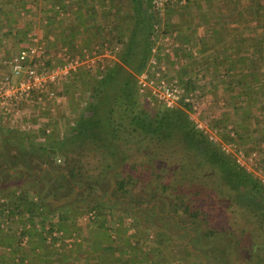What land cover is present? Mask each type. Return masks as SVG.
I'll return each mask as SVG.
<instances>
[{"label":"trees","instance_id":"obj_1","mask_svg":"<svg viewBox=\"0 0 264 264\" xmlns=\"http://www.w3.org/2000/svg\"><path fill=\"white\" fill-rule=\"evenodd\" d=\"M83 1L85 6L81 5L83 13L78 15V24L87 28L86 17H92L95 22L90 26V32L94 40L96 35L99 40L97 48L90 50L100 51L107 43L115 58L104 65V70L91 72L81 68L71 75L77 86H85L83 94H87L75 124L66 136L50 133L51 139L47 141L31 138L32 129L23 133L21 128L6 131L0 127V224L4 220L2 214H7V232L14 235L18 230L12 226L17 222L22 225L20 229L24 227L18 233L23 240L29 231H25V225L28 220L30 222V215L46 214L42 224L47 218L59 221L44 229L38 242H30L27 247L19 245L15 251L19 253L24 249L25 255L18 254L19 261L14 262L136 264L142 256L143 260L157 264L152 253L155 249L151 238L154 236L169 241V245L179 249L178 253L194 252L190 246L192 240L198 245L196 253L208 264L200 251L202 236L215 239L220 232L217 228L203 231L210 213L204 210L202 202L207 198L202 192L206 184L217 175L232 190L239 192V204L246 200L258 204L264 200V183L226 151L222 143L211 139L192 118L201 97L200 90L204 88L201 86L205 78L201 75L188 72L186 79L180 78L187 92L200 91L196 103L182 101L171 108L140 93L138 78L151 60L155 37L162 32L166 35L170 28L162 30L156 0ZM225 1L238 9L240 26L248 27V21L251 22L252 31L246 39L256 44L253 47L244 45L233 55L224 54L219 65H211L215 60L214 53L205 61V64L219 67L215 70L219 79L228 88L236 90L230 101L232 110L236 111V120H231L229 113H222L217 127L221 134L236 140L239 145L253 143L258 149V144L264 141V111H256L255 123L252 112L264 94V79L254 72L255 67L264 66V0ZM18 5L13 3L9 9L0 5V35L4 27H8L7 33H12L20 10ZM246 12L253 15L252 20ZM7 14L10 18L6 20L4 15ZM221 16L209 26L216 41L222 42L227 51L232 48L227 35L233 31L227 23L228 15ZM98 17H101V23L96 19ZM93 39H86V46L97 42ZM100 40L103 43H99ZM242 62L245 65H241ZM197 68L206 71L202 65ZM79 91L74 98L80 97ZM63 92L59 91V94ZM227 117L231 127L225 122L229 120ZM245 123L250 124L249 131ZM231 131L238 138L231 137ZM253 133H260V139L252 137ZM66 158L71 161L69 169L57 162V159ZM110 175L115 177L112 189ZM83 213H87L90 220L85 237L87 250L83 255L79 254L81 247L59 252L55 247L56 238L72 235L77 230V218ZM121 217H132L131 224H139L133 235L136 246L127 236V227L113 225L115 218ZM169 221L176 226L171 228ZM65 223L70 226L65 227ZM121 223L123 226L124 222ZM174 229L185 235L184 243L174 241L171 233ZM51 234L52 237L54 234V241L49 239ZM14 257H5L1 263L7 264Z\"/></svg>","mask_w":264,"mask_h":264},{"label":"rangeland","instance_id":"obj_2","mask_svg":"<svg viewBox=\"0 0 264 264\" xmlns=\"http://www.w3.org/2000/svg\"><path fill=\"white\" fill-rule=\"evenodd\" d=\"M14 0H0V5H5L6 9H9V6ZM21 1V0H19ZM170 1V0H169ZM17 3V0H15ZM173 2L170 1L169 4ZM192 4L188 5V12H190V17L193 20V23L195 24L193 27L195 35L191 39L194 41L193 46L196 48L197 53L201 54L200 51H202L203 48L200 47V39L203 34H210L212 32V28L208 26L207 22H203L200 24L198 23V18L200 19L201 16H212L217 15L218 18L222 17V14H227L230 21H227L230 28H232V31L230 35H227L228 43L231 45L237 44L239 48L243 47L244 45L246 47H253L256 42L252 41L250 39H246L247 35L252 31V25H250V21H248L247 25L248 27H243L238 24L239 16H238V9L233 7L232 3H226L225 0H193L190 1ZM31 4V5H30ZM30 4H27L28 6L22 7L20 6V20H16V22L13 24L14 33L16 32L17 35H14L9 32L8 27H4L0 35V68H3L6 64V62H9L13 55L23 46H25L29 40L26 38V32L27 30L25 27H28L29 25H33V31L32 37H37L35 35V30H44L42 27L44 26L43 22L39 20V17L42 16V10H43V0H35V2H31ZM34 5H38L37 7H33ZM22 7V8H21ZM158 7V6H157ZM32 9L33 11H30L29 13H33V15H36L37 18L32 22L29 20H26L27 16L24 14H21L22 11H25V9ZM160 16H161V26L162 30L164 31L165 28H168L167 21L170 20L176 21L177 19H174V15L168 16L169 14L166 13V11L169 9L166 5H163L161 8L158 7ZM180 11L184 10V7H178ZM171 11V10H170ZM247 11V10H245ZM167 14V15H166ZM250 15L248 12H246V16L248 17ZM18 16V17H19ZM168 17V18H167ZM4 18L7 20L10 18V15H4ZM249 19H253V15L249 16ZM248 19V20H249ZM18 21V22H17ZM169 22V21H168ZM215 23V22H214ZM253 23V22H252ZM28 24V25H27ZM203 24V26H202ZM198 25V26H197ZM197 26V27H196ZM37 28V29H36ZM234 28V29H233ZM12 29V28H11ZM12 29V32H13ZM170 29V28H169ZM171 30V29H170ZM168 30L169 32H174L175 30ZM198 32V36H197ZM35 35V36H34ZM39 40V39H38ZM244 40V41H243ZM247 40V41H246ZM213 41H216V38L213 37ZM243 41V43L241 42ZM46 42V41H45ZM33 43H37V41L33 40ZM98 42H94L93 45L91 44L90 47L87 46L88 50L92 48H97ZM168 45L170 41L167 42ZM159 44V43H158ZM41 45L46 49V44ZM104 46L100 48V55L103 56L104 65H108L115 57L109 51V48L107 45L103 44ZM160 45V44H159ZM55 48L54 46H49L48 49L52 50ZM160 48V47H159ZM87 50V51H88ZM231 52V51H230ZM104 54H107L106 56ZM71 55V54H69ZM227 55H231L228 53ZM62 56V57H61ZM61 56L59 57V60H63L64 54L61 53ZM180 58L173 57L170 59V57H163L165 60L162 61V65H166L167 73L166 75L169 78L175 79V78H184L189 74L196 75L198 77L202 76V79L205 78V80L202 81L203 85L201 86V97L198 99V106L199 108L196 109L194 113H192V118L197 122V124H202L203 129L207 133L210 134V137L212 136L214 141L220 142L223 145V148L226 149L229 153H231L241 165H243L248 171H250L257 179L262 181L264 183V141L262 140L258 144L260 148H256L253 143L246 144H238L236 140H230L226 136V134H221V130L219 127H217V121H220L222 113H229V117H231V120L234 119L235 112L232 110V104L230 103L232 95L236 94V90L228 88L224 82H220L221 79L218 77V73L214 70L213 64L208 65L204 64L205 62L203 60H200V57L198 58H190L189 56L185 55L184 53L180 54ZM196 56V55H195ZM200 56V55H199ZM178 57V56H177ZM197 57V56H196ZM215 60V63H222L224 59L223 57H219L218 60H216V54L213 57ZM170 59V60H169ZM181 60V62H179ZM187 60V62H185ZM170 61V63H169ZM243 61V60H242ZM57 65V61L55 62ZM50 65V63L48 64ZM201 65H206V71L200 70L202 68ZM241 65H245L243 62ZM83 67V65L80 67ZM87 69V68H86ZM102 70V69H101ZM104 70V69H103ZM89 71V70H88ZM189 72V74H188ZM207 73V75L205 74ZM254 72L257 75H261L264 79V66L262 67H255ZM201 75V76H200ZM206 75V76H205ZM71 80V81H70ZM181 81V80H180ZM77 83V82H76ZM75 82H73L72 76H69L67 79H65L63 82L59 85V91H64L63 97L60 101H55L48 99L46 101L47 103L44 104L42 107L36 106V105H29L25 106L24 112L22 113V117L18 120V123H15L14 121H11V119H6L3 116L0 119V127H4V130L8 129H19L20 126L25 127L27 129H32L31 133H33L31 138H37L41 141H47L51 139L49 136L50 133H54V135H62L66 136L68 134V131L71 126H73L79 117L80 108L84 106V97H87V94H83L85 91L84 85L77 86ZM211 83L213 87L209 84ZM260 83V82H259ZM207 86L213 88L211 90ZM79 88L81 91H79ZM215 88V89H214ZM77 90L81 92L80 97L74 98L73 96L77 93ZM199 91V93H200ZM212 92H214V96L212 95ZM83 101H82V100ZM156 103H158L156 101ZM24 104V103H23ZM160 104V103H159ZM227 105V106H226ZM252 115H253V123H255V116L258 117V113L260 111H264V94H262V97L260 98V101L254 108ZM1 114V113H0ZM263 116V115H262ZM228 118V117H227ZM229 119V118H228ZM231 120L225 121L229 126L231 125ZM20 123V126H19ZM245 125H248V131L250 130V124L245 123ZM231 127V126H230ZM23 130V129H22ZM229 130V129H227ZM43 131L45 133H43ZM25 133V130L22 131ZM259 132V131H258ZM47 133V134H46ZM261 133V132H260ZM260 133H253L252 137H259L260 139ZM53 135V137H55ZM225 135V136H224ZM237 135L233 134L231 131V137H236ZM262 138V137H261ZM27 143V142H26ZM250 147V148H249ZM251 147L254 149L251 151ZM58 160V159H57ZM59 164L63 165L65 169H69L71 167V161L70 159H62V161H57ZM145 175L142 176L144 178ZM110 189L115 187V177L114 175H110ZM207 187L204 188L202 192H205L206 194V200L204 202L205 208L204 210L210 212L209 213V221L205 222V226L203 227V231H207L210 229H215L219 234L217 233V236L214 238H210L208 235L202 236V248L200 251H202V255H205L204 257L207 260L208 264H264V200L258 204H251L248 200L242 202V204H239L237 202V199L239 198V192L236 190H232L230 186L226 184L225 181L221 180V178L217 175L212 176V178L209 180L208 184H206ZM109 188V187H108ZM194 201V200H193ZM54 203L52 204V207H54ZM1 207V206H0ZM80 211V210H78ZM7 213V212H5ZM46 214H39L38 216L32 217L30 215L31 219L30 222L28 220V223L25 225V231H28V234H26V237L22 240L21 232L23 228H19L21 224L15 223L12 228H15V230H18L14 235L11 234L9 231L7 232V229L9 227L8 222L6 221L5 216L7 214H2V222L0 224V264L2 259L8 256L14 257L13 260L11 258L7 262V264H15L14 261H19L18 254L21 256L24 254V249L22 251H15L18 249L19 245L20 247H27L28 243L31 242V244H34L38 242V240L43 237V233L45 232L44 229L50 228V226L53 223L59 222L56 219H53V221L49 218L45 220V223L42 224L41 222L44 221L43 217ZM28 216V214H27ZM202 216H205L202 214ZM29 217V216H28ZM119 217V216H118ZM124 218V219H122ZM188 219V217H186ZM185 218V219H186ZM132 217H121V218H115V220L112 222L113 225L116 227H127V236L130 238L131 241L135 244V237L133 235L135 234V227L139 226L137 223L131 224ZM121 220V221H120ZM61 221V220H60ZM140 226L142 224L141 219H139ZM90 220L88 218L87 213H83L82 215H79L77 218V225L75 232L72 233V235L68 234V236L64 239L56 238V244L55 247L58 249L59 252H63L65 249H71L73 247L78 248L80 251V255H83L84 252L87 250V244L85 242L86 233H88V227L90 226ZM123 223V226L121 225ZM210 222V223H209ZM208 223V224H207ZM111 224V223H110ZM169 226L171 228H174L176 225L169 221ZM11 225V223H10ZM65 227L67 226V223L64 224ZM94 226V225H93ZM22 227V225H21ZM217 228V229H216ZM77 231V232H76ZM123 232V231H121ZM174 236V241L178 243H184L185 242V235L181 232H178L175 229L171 232ZM48 234V232L46 233ZM145 234V232H144ZM49 235V234H48ZM146 235V234H145ZM49 237V236H48ZM146 237V236H145ZM184 237V238H183ZM51 241H54V234L52 237V234L49 238ZM48 239V240H49ZM152 246L155 249L152 253L154 254L153 258L154 261L157 264H206L203 261V258L200 257V254L196 253V248L198 245H196L195 242H193L191 239L190 246L193 247V251H187L186 253H178V248L172 247L169 245V241L162 239L158 240L154 236H152ZM22 242L20 243V241ZM49 240V241H50ZM197 244H200L198 241V238H196ZM214 242V244H213ZM82 243L81 246H79ZM133 244V245H134ZM136 246V244H135ZM22 249V248H21ZM74 249V248H73ZM198 249V248H197ZM23 252V253H22ZM141 252V251H140ZM143 253V252H141ZM224 256L222 258V256ZM18 257V258H17ZM224 260H222V259ZM25 261H28L27 259ZM146 263H148V259L145 260ZM26 263V262H25ZM136 263V262H135ZM138 264V263H136ZM148 264H152L151 262Z\"/></svg>","mask_w":264,"mask_h":264},{"label":"built area","instance_id":"obj_3","mask_svg":"<svg viewBox=\"0 0 264 264\" xmlns=\"http://www.w3.org/2000/svg\"><path fill=\"white\" fill-rule=\"evenodd\" d=\"M168 2L169 0H156L160 8ZM164 35L162 32L155 37L151 60L147 69L139 75L140 93L171 108L178 106L182 101L196 103L199 90L187 92L180 79H172L166 75L167 68L161 63L158 44ZM163 38L166 42L170 40L169 35ZM34 41L37 40L34 38ZM82 56L84 60L78 57L68 58L59 65H48L46 52L41 44L34 43L20 48L12 59L0 68V119L3 116L18 123L25 106L42 107L48 99L53 102L60 101L63 98L59 94L60 83L77 72L82 64L91 72L104 68L102 55L97 49H91ZM195 107L199 108L198 102ZM198 127L203 128V125L198 124ZM20 128L27 130L26 126ZM54 234L56 235V232Z\"/></svg>","mask_w":264,"mask_h":264},{"label":"crops","instance_id":"obj_4","mask_svg":"<svg viewBox=\"0 0 264 264\" xmlns=\"http://www.w3.org/2000/svg\"><path fill=\"white\" fill-rule=\"evenodd\" d=\"M190 1L191 0H173V2H171L169 5L166 4V6L168 5L167 7H169L166 13L169 14L168 16H170V18L172 15L174 16L176 15L174 19H177L178 23H175L176 21L175 22L174 21L171 22L170 20H168L169 22L167 21L168 23L167 26H170V29L171 30L174 29L175 31L169 32L166 35H164V36L169 35L170 37L169 45L166 41H164V38H163L164 36L161 37L162 39L159 41L160 51H161L160 60L162 59L165 60V58L163 57H167V58L170 57V59L175 57L179 59L181 57L180 54L184 53L185 55L189 56L192 59L200 57V60H203L205 62L206 60H208L207 57H209V54L211 53H214V56L216 54L217 56L216 60H218V58L221 56L223 57L224 54L230 53L231 55H233L237 53L239 50V47L237 44L232 45L231 49L224 51L222 42H219V43L217 41L212 42L211 40H213V37H215L213 30H211L212 32H210V34H207V33L203 34L202 37L199 38L200 47L203 49L202 51H200L201 54L197 53L196 48L193 46L194 41H192L191 43V39H190V38H193V36L195 35V32H194L195 27H193L195 24L193 23V20L190 17V12H188V8H187L189 4L190 5L192 4ZM193 1L195 2V0ZM13 2L16 3L15 0L12 1V3ZM31 2H35V0H21V1L17 0L16 4H19L18 5L19 7L20 6L25 7V6H28L27 4H30ZM81 5L85 6V2L83 0H43L42 16L39 17V20L43 22L44 26L42 28L44 30H38V31L35 30L34 34L37 35V37H35V39L37 40V43L39 44L42 43L44 45L46 44L45 52H46V60L48 64L50 63V65H55L56 64L55 62L57 61V65H59L63 63L65 60H67L68 58L73 59L76 57L84 60L82 55L86 54L88 50L86 46L87 44L84 43V41L88 39L89 37L91 39L94 38L93 37L94 35L90 32L91 30L90 26L91 27L94 26L93 22L95 21L92 20V17L87 16L86 19L87 21H89V25H87V28L82 27L80 26V24H78L79 22L78 15L83 13V9H82L83 7ZM37 6L38 5H34L33 7L35 8ZM178 7H184V10L180 11ZM30 11H33V10L30 8L25 9V11H22L21 14H24V16L25 15L27 16L26 20L33 22L37 18V16L33 15V13H29ZM19 15H20V11L17 14L18 21L21 19ZM199 16L201 18L200 19L198 18L197 24H200L202 22L204 24V22H207L209 26L211 21L216 22V20H218L217 15H212L211 17L201 16V15ZM96 19L99 21V23H101L102 21L101 17H98ZM25 29L27 30L26 38L29 40V42L23 47L34 44L33 43L34 37H32V32H29V30L33 31L32 23L28 27H25ZM11 34H13V36L17 35L16 32L14 33V29ZM198 35L199 34L197 32V36ZM97 36L98 35H96V40L94 39L93 40L98 42L99 40ZM102 41L103 40H100L99 43H103ZM104 44L108 46L107 43H104ZM230 45L231 44H229V46ZM49 46H54L55 48H53L52 50H49L48 49ZM61 53L64 54L63 60H59ZM104 55L106 56L107 54H104ZM102 59L104 60L103 56H102ZM179 62H181V60H179ZM185 62H187V60H185ZM212 64L219 65L220 63L218 64L214 62ZM82 65L83 67H86L85 64H82ZM202 66L206 68V65H202ZM213 68L214 70H217L219 67L217 68L213 66ZM220 82H223V80H220ZM136 263L148 264L149 262L146 263L145 260H143L141 256L139 261Z\"/></svg>","mask_w":264,"mask_h":264}]
</instances>
